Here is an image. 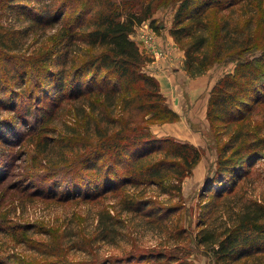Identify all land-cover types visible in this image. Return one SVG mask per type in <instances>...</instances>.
<instances>
[{"label":"trees","instance_id":"obj_1","mask_svg":"<svg viewBox=\"0 0 264 264\" xmlns=\"http://www.w3.org/2000/svg\"><path fill=\"white\" fill-rule=\"evenodd\" d=\"M2 1L9 22H0V109L12 116L0 114V154L11 160L17 147L24 160L39 166L64 160L70 187L57 196L96 199L121 193L116 213L98 212L101 240L116 239L121 212L154 225H175L179 206L165 202L179 195L202 148L150 129L152 123L179 117L158 79L142 69L148 57L130 37L135 25L151 16L155 0ZM51 29L49 42L29 50ZM170 31L184 48L192 75L216 62L236 61L208 98L206 118L217 156L201 187L211 203L196 242L216 264H264V197L240 193L257 162L264 161V0H178ZM62 112L75 120L58 126ZM9 171L0 168V183ZM26 175L24 181L39 178L37 172ZM148 187H154L155 197L144 195ZM34 193L50 192L38 187ZM161 194L169 197L161 201ZM233 201L239 206L225 223L210 222L211 213ZM87 260L35 264H185L153 250L109 258L89 251Z\"/></svg>","mask_w":264,"mask_h":264},{"label":"rangeland","instance_id":"obj_2","mask_svg":"<svg viewBox=\"0 0 264 264\" xmlns=\"http://www.w3.org/2000/svg\"><path fill=\"white\" fill-rule=\"evenodd\" d=\"M0 3V22H9L3 1L0 0ZM177 4L178 0H155L151 16L135 25L130 33L142 54L148 57L142 66L143 70H147L149 62L163 59L169 60L168 74L176 73L171 84H164L162 89L160 86V90L167 103L175 108L177 105L176 111L168 104L179 117L172 121L152 123L151 131L158 136L170 134L177 140H182L177 135H200L207 140L204 146L196 144L202 148V155L191 174L182 180L179 195L172 196L165 202L166 205L179 206L173 215L175 225L169 222L154 225L133 212H121L118 216L122 223L116 239L101 240L97 235L98 212L102 208H108L110 212L116 213L121 193L117 197L107 193L96 199L57 196L54 194L56 191L70 187V172L65 166L66 162L58 159L55 165H45L43 161L39 166L30 159L24 160L19 155V149L14 147L16 154L13 159L8 160L5 154H0V168H10L7 173L10 175L0 183V223L3 225L0 232V264H19L24 260L35 264L50 259H64L65 262L75 263L88 261L89 251L101 258H109L120 257L129 252L143 254L150 250L170 254L175 260L178 258L179 262L185 264H216L212 254L195 239L201 227L200 219L208 215L211 203V199L203 195L201 187L207 171L213 169L217 156L214 136L206 118V106L212 86L223 74L233 70L236 61L216 62L206 70L192 75L185 67V50L170 31ZM152 20L157 28L152 25ZM53 32V29L49 30L48 37L41 39L39 43L34 42L29 50L44 41L49 42V36ZM28 42L29 39L25 44ZM24 102L22 99L23 109ZM0 114L12 116L8 109H0ZM73 120L75 119L70 112H62L57 116L58 126ZM56 158L52 157L53 160ZM6 160L10 165L4 166ZM31 172L39 174V178L34 179L35 183L24 181L26 174ZM22 184L28 186L21 188ZM38 187L50 193L36 195L34 192ZM153 188L144 190V195L155 197L156 190L153 191ZM240 193L245 198L264 197V161L257 162L249 178L244 180ZM168 197V194L157 196L161 201ZM232 204L223 205L211 213L210 222L222 225L230 211L239 206L235 201ZM179 228L184 229L182 234L178 233Z\"/></svg>","mask_w":264,"mask_h":264},{"label":"crops","instance_id":"obj_3","mask_svg":"<svg viewBox=\"0 0 264 264\" xmlns=\"http://www.w3.org/2000/svg\"><path fill=\"white\" fill-rule=\"evenodd\" d=\"M178 53H180V52H178ZM168 62H169V60H166L165 61L163 59H158V60H154V61L149 62V64L147 63L148 65H147V70L146 71L148 73L154 75L158 79V81L160 83V86H161V89H162V87H163L164 84H169V82L171 84L172 79L173 80L175 79L174 76L176 75V73H173V74L169 73L168 74V68H167ZM207 101H208V99H207ZM171 107L173 109H175V110L177 109V105H176V108L173 107V106H171ZM181 120H183V119L181 118ZM208 124H207V126H208ZM168 135H170V134H168ZM177 136L179 137V139L182 138V140H188V141L192 142L195 145L198 144V145L204 146L207 143L206 138L205 137L203 138L202 136L200 137V135L199 136L196 135L194 137H192V135L191 136H188V137L187 136L182 137V136H179V135H177Z\"/></svg>","mask_w":264,"mask_h":264}]
</instances>
